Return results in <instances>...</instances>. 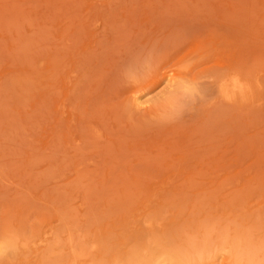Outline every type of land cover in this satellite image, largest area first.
<instances>
[{
    "label": "rangeland",
    "instance_id": "374dc122",
    "mask_svg": "<svg viewBox=\"0 0 264 264\" xmlns=\"http://www.w3.org/2000/svg\"><path fill=\"white\" fill-rule=\"evenodd\" d=\"M0 264H264V0H0Z\"/></svg>",
    "mask_w": 264,
    "mask_h": 264
},
{
    "label": "bare ground",
    "instance_id": "6f19581e",
    "mask_svg": "<svg viewBox=\"0 0 264 264\" xmlns=\"http://www.w3.org/2000/svg\"><path fill=\"white\" fill-rule=\"evenodd\" d=\"M219 45V44H218ZM162 54V53H161ZM156 61V60H155ZM235 67V66H234ZM239 72V71H238ZM218 74V73H217ZM246 78V77H245ZM226 79V78H225ZM226 88L223 90L225 97L228 101L234 103L240 100L241 102H249V96L251 95V86L248 82H234L227 81ZM222 85V84H221ZM252 99L253 96L251 97ZM153 157V156H152ZM211 167V166H210ZM202 173V172H201ZM207 174V173H206ZM205 175V174H204ZM10 222V221H9ZM24 229V228H23Z\"/></svg>",
    "mask_w": 264,
    "mask_h": 264
}]
</instances>
